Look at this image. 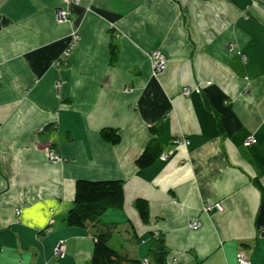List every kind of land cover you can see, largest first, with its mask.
<instances>
[{
  "label": "crops",
  "instance_id": "0c3cea01",
  "mask_svg": "<svg viewBox=\"0 0 264 264\" xmlns=\"http://www.w3.org/2000/svg\"><path fill=\"white\" fill-rule=\"evenodd\" d=\"M74 4L56 23L62 0H0V264H91V224L65 223L79 179L124 183V205L101 221L131 258L151 261L162 235L168 264H239L241 252L264 264V0ZM73 28L82 38L56 67ZM154 49L168 62L156 76ZM160 124L162 152L137 167Z\"/></svg>",
  "mask_w": 264,
  "mask_h": 264
},
{
  "label": "trees",
  "instance_id": "16d2710c",
  "mask_svg": "<svg viewBox=\"0 0 264 264\" xmlns=\"http://www.w3.org/2000/svg\"><path fill=\"white\" fill-rule=\"evenodd\" d=\"M111 54V62L116 61L118 54L114 44L111 46ZM163 130L162 124L151 127L152 139L138 157L137 167L147 168L157 161L162 152L161 134ZM101 137L112 144L121 141L117 129L105 128L101 131ZM75 184L74 206L67 213L65 223L71 227H85L88 223L91 224L94 236L91 264H142L141 260L131 258L126 252H119L110 245L118 225L101 221L102 214L109 208H119L124 205V183L121 180L79 179ZM135 207L142 221L147 223L150 218L149 202L144 198L136 199ZM150 255L157 264H168V249L162 235L154 238Z\"/></svg>",
  "mask_w": 264,
  "mask_h": 264
},
{
  "label": "built area",
  "instance_id": "2783aa9c",
  "mask_svg": "<svg viewBox=\"0 0 264 264\" xmlns=\"http://www.w3.org/2000/svg\"><path fill=\"white\" fill-rule=\"evenodd\" d=\"M69 1H73L75 3H78L79 0H64L65 3L69 2ZM58 11L59 10H57V12ZM57 14H58L57 15V20L58 21H60V22H65V21L67 22L68 21L66 13L61 11V12H58ZM74 39H77V34H76L75 31L72 30V40H70V42L68 44L69 46H68L66 52L62 55V58L58 62H55V65L57 67L62 65L63 64L62 62H65L64 59L68 55V50L70 48L75 47L74 46V44H75ZM150 63H151L152 74H154V76H156V75L160 74L161 72H163L166 69L167 63H168L167 62V56L164 55V53H162L160 50L156 49L150 54ZM193 91L199 93L200 92V88H191L190 86L184 87V89L182 91V94H184L185 96H188ZM255 141H256L255 137L249 136L247 138V143L254 144ZM177 142L179 144L181 143V144H184L186 146L189 144V141L186 138H182V139L178 140ZM47 153H48L49 159L52 160V161L53 160L54 161L62 160L61 157L59 155H57V153L50 152V151L47 152ZM163 156L165 157V155H163ZM215 210H218V211H222L223 210L222 209V204L220 202H215V203L209 202V203H206L204 205V207H203V211H205V212H212V211H215ZM200 225H201V223L199 221L194 220V222H192L190 224V228L195 229V228H198ZM66 250H67V248H66V246H65L63 241L58 242L57 245L55 246V254L56 255H62V254H64L66 252ZM237 261L239 262V264H251V261H249L248 258L245 256V254L242 253V252L238 254ZM142 264H149L148 259H144L142 261Z\"/></svg>",
  "mask_w": 264,
  "mask_h": 264
},
{
  "label": "rangeland",
  "instance_id": "374dc122",
  "mask_svg": "<svg viewBox=\"0 0 264 264\" xmlns=\"http://www.w3.org/2000/svg\"><path fill=\"white\" fill-rule=\"evenodd\" d=\"M63 1V3L65 4L64 6H60V7H57V9L55 10V22L57 23H68V21L70 20V17H71V13L69 12V8H68V4H70V3H75V2H73V1H69V2H67V3H65L64 2V0H62ZM82 1L83 0H79L78 1V3H75L74 5H76V6H78V5H81L82 4ZM57 10H59L58 12H64V13H66L67 14V18H68V21L66 22H60V21H58L57 20ZM90 9H89V6L86 8V11H89ZM57 12V13H56ZM76 29V30H75ZM73 28L72 30L73 31H75L76 32V34H77V39H74V41H75V44H74V46L76 47L77 46V44L79 43V41L81 40V38H82V35L80 34V31L78 30V28ZM72 30L70 31V36H69V41H68V44H69V42H70V40H72ZM67 44V45H68ZM72 46V45H71ZM75 47H73V48H70L69 50H68V55L66 56V58L64 59V61L65 62H62L63 64L62 65H60V66H63V65H65L67 62H68V60H69V55H70V53L72 52V50L75 48ZM67 50V49H66ZM66 50H64V52L61 54V57H59V59H57V60H55L54 61V65H55V62H58L61 58H62V55L66 52ZM154 50H156V49H154ZM154 50H152L151 52H150V54L154 51ZM159 50V49H158ZM161 51V50H160ZM162 52V51H161ZM163 53V52H162ZM165 55V54H164ZM56 66V65H55ZM57 67V66H56ZM184 89V88H183ZM183 91V90H182ZM184 95V94H183ZM185 96V95H184ZM186 97H188V96H186ZM50 151V150H49ZM49 151H47V152H49ZM46 152V153H47ZM50 152H54V153H56L54 150H52V151H50ZM92 228V227H91ZM93 230V229H92ZM157 236H159V235H157ZM112 244V243H111ZM113 245V244H112ZM111 245V246H112ZM66 253V252H65ZM65 253L64 254H62V255H56L55 254V252H54V258L57 260L59 257L58 256H63V255H65ZM58 257V258H57ZM146 259H148V261H149V263H151V264H157L155 261H154V259H151V261H150V259L149 258H146ZM90 264V263H89Z\"/></svg>",
  "mask_w": 264,
  "mask_h": 264
}]
</instances>
